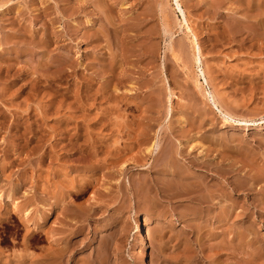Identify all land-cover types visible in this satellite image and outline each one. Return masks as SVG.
Returning <instances> with one entry per match:
<instances>
[{
    "label": "rangeland",
    "instance_id": "rangeland-1",
    "mask_svg": "<svg viewBox=\"0 0 264 264\" xmlns=\"http://www.w3.org/2000/svg\"><path fill=\"white\" fill-rule=\"evenodd\" d=\"M248 1L181 0L197 67L171 0H0V264H264V27ZM199 68L247 125L208 105ZM144 129L199 167L134 197L147 173L119 163L147 142L92 167Z\"/></svg>",
    "mask_w": 264,
    "mask_h": 264
},
{
    "label": "bare ground",
    "instance_id": "bare-ground-1",
    "mask_svg": "<svg viewBox=\"0 0 264 264\" xmlns=\"http://www.w3.org/2000/svg\"><path fill=\"white\" fill-rule=\"evenodd\" d=\"M173 3V6H174V10L175 12L179 13L180 15H177L178 17L181 16V18L179 19L178 21V24L180 27H185L187 29L188 32H190L192 34V41L195 42V39H196V36L195 34L193 33L190 25H189V22H188V19H187V15H186V12L183 8V5L181 4V0H171ZM248 5L249 7L252 8V10L255 12V15H258V13H260L261 16H259L260 18H258V22L257 23H253V28L256 29L257 25H261L262 27H264V0H258L256 2H254L253 0H249L248 1ZM166 6V5H165ZM177 17V19H178ZM164 19V18H163ZM169 23V22H168ZM168 28V27H167ZM165 31H167L166 29V26H165ZM193 42V43H194ZM196 47V49L193 51L194 53V62L197 67L200 65L201 63V52H200V47L198 46V44L195 42L194 44ZM181 49L184 48V45L183 43L181 42ZM198 76L199 78H194L195 80V85L202 89L203 90V96L205 97V99H207L206 101L209 102L208 105L210 104L212 106L213 109L217 110V112H219L221 114V116H223V120L225 121L224 123H230V122H236L237 125L239 126H243V125H247V120L246 119H238L236 118L231 112L225 110L222 105L220 104L217 96L215 93H212L211 91L208 90V88L206 87L207 86V79L205 77V74L203 72V70L201 68H199L198 70ZM203 79V82H201L200 80L198 79ZM158 96V95H157ZM171 96L172 94L169 93L168 94V102H171ZM209 106V107H211ZM212 109V110H213ZM170 111V114H171V106L168 108V113ZM168 116V115H167ZM118 126V125H117ZM119 129V128H118ZM120 132V131H119ZM121 133V132H120ZM111 134V133H110ZM116 134V133H115ZM113 135V134H112ZM111 136V135H110ZM124 136H126V138H124ZM113 137H116V138H124V140L126 141H129L128 143H125L123 144V147L122 149L118 148V147H106L104 149V145H102L101 142H98L96 144H92V146H90L89 148V151L93 152L94 153V156L96 154V152L100 151V153L103 151V149L105 151H103L102 153L106 152L107 153V156H110L111 158H106L103 162H100V161H95V158H93L94 156H91V161H95L92 165L94 169H101L102 168H112L114 169V164H117L120 160L119 158L121 156H123V153L121 154L123 148L125 149L124 151H130L129 149L132 148V145L135 144V143H140V142H147V144L144 146V148L141 150V154H140V157L139 158H134L136 156H134L133 158L131 157V159L129 160H124L122 162L119 163V167L120 169L124 170L126 168V166L130 165V166H137V167H140L141 170H144L146 171L147 175H144L140 178H132L131 180L129 179L128 181V185L129 187L132 189L134 188L135 191H133V196L135 197V193L138 189V186L140 185H144V183L146 184L148 181L152 182H158L160 180H163L164 178L166 179H171L173 178V180L175 181V179H179L180 180H183V179H186L187 180V177H189V175L191 174L193 168H196V167H199V165L197 163H193V162H190V165H186L185 163L182 164V160L183 158L185 159H188V163H189V156H190V153L189 151H186V150H183L182 148H174L173 147H168L167 146V142H163V140L159 137V134L157 133H152L151 131L149 130H142V131H138V132H135L134 134H122V135H113ZM105 138V137H104ZM107 138V137H106ZM108 139V138H107ZM134 139L135 143L133 142V144L131 143ZM112 140V139H111ZM130 140H132L130 142ZM99 141V140H98ZM125 141V142H126ZM140 141V142H139ZM95 142V141H94ZM111 142V141H110ZM105 143V142H104ZM107 143V142H106ZM116 144V142H115ZM118 144V143H117ZM136 144V145H137ZM142 144V143H141ZM170 144V143H169ZM109 145V143H108ZM140 145V144H139ZM135 146V145H134ZM140 149V148H139ZM126 151V152H127ZM132 151V149H131ZM98 153V154H100ZM101 153V154H102ZM140 153V152H139ZM91 154V153H89ZM100 154V155H101ZM127 154V153H126ZM90 156V155H88ZM97 156V155H96ZM106 156V155H105ZM127 157V156H126ZM60 158V157H59ZM121 159V158H120ZM101 160V159H100ZM103 160V159H102ZM132 161V162H131ZM158 161H161V164L157 166V162ZM185 161V160H184ZM91 163V162H90ZM187 163V164H188ZM201 163V162H200ZM118 165V164H117ZM116 165V166H117ZM203 166V164H202ZM205 166V165H204ZM118 167V168H119ZM209 167V166H208ZM201 168V167H200ZM118 171V170H116ZM99 172V171H98ZM4 173V172H3ZM122 173V172H121ZM69 174V173H68ZM43 175V174H41ZM195 176V174H193ZM192 175V176H193ZM201 176V175H200ZM86 178V177H85ZM190 178V177H189ZM44 179V177H43ZM46 179V178H45ZM41 180V179H40ZM81 180V179H80ZM185 180V181H186ZM67 181V180H66ZM88 180H86L87 182ZM51 182V181H50ZM86 182L82 183V184H78V185H72L71 187H81L82 189L84 187H86ZM89 182V181H88ZM178 182V181H176ZM48 183V182H47ZM92 183V182H91ZM180 183V182H178ZM153 184V183H152ZM149 185V186H152ZM40 185V184H39ZM156 185V184H155ZM180 185V184H179ZM44 186V185H43ZM49 186V185H48ZM62 186V185H61ZM91 186V184H90ZM147 186V185H146ZM158 186V185H156ZM137 187V189H136ZM177 187V186H176ZM80 188V189H81ZM128 188V187H127ZM147 188V187H146ZM150 187H148L147 189H149ZM87 189V187H86ZM142 189V188H141ZM145 189V188H144ZM152 189V188H151ZM150 189V190H151ZM156 189V188H155ZM200 189V188H199ZM76 190V189H75ZM85 190V189H84ZM197 190V189H196ZM42 191V190H41ZM145 191V190H144ZM160 190H157L156 192H158ZM199 191V190H198ZM77 192H80V190L78 189ZM146 192V191H145ZM148 192V191H147ZM150 192H153V191H150ZM155 192V191H154ZM185 192V191H184ZM188 193L192 192L193 191H187ZM56 193V192H55ZM73 193V192H72ZM44 195H49V189L47 188V186H44L43 187V193ZM104 194V193H103ZM143 194H147V193H143ZM160 194H161V191H160ZM166 194V193H165ZM186 194V193H185ZM194 194H195V190H194ZM197 194V192H196ZM1 195V194H0ZM102 195V194H101ZM150 195V194H149ZM179 195H182V194H179ZM184 195V194H183ZM198 195H202V194H198ZM53 196V195H52ZM148 196V195H147ZM177 196V195H176ZM195 196V195H194ZM197 196V195H196ZM2 197V196H0ZM55 196H53L54 198ZM143 197V196H142ZM52 198V201L54 202ZM96 198V197H95ZM100 198V197H99ZM191 198V197H190ZM195 198V197H194ZM199 198V197H198ZM48 199V198H47ZM50 199V198H49ZM48 199V200H49ZM67 199V198H66ZM9 200V198L7 199ZM46 200V201H48ZM56 200H58V198H56ZM61 201V199H59ZM203 201V200H201ZM10 202V201H7V203ZM51 202V201H50ZM58 203H60L59 201H57ZM62 202V201H61ZM67 202V200H66ZM69 202V201H68ZM199 202V201H198ZM204 202V201H203ZM3 203V202H2ZM16 203V202H14ZM45 203V202H44ZM55 203V202H54ZM54 203L50 204L48 202L45 203V205H43V208L42 210H44L43 212V215L41 214V222H39L41 228L43 231H45L47 234L50 233V227H49V224L51 222V218L53 216L54 211H53V205ZM6 203H4V206H5ZM63 204V203H62ZM7 205V204H6ZM12 205V203H11ZM60 205V204H59ZM66 205V204H65ZM203 205V204H202ZM3 206V204L1 205ZM64 206V205H63ZM56 208V207H55ZM96 208V207H95ZM1 209V208H0ZM3 209V208H2ZM65 209V207H64ZM69 209V208H68ZM56 210V209H55ZM6 213H3L1 214L2 216H4ZM26 215V214H25ZM5 218V217H4ZM2 219V218H1ZM53 221V220H52ZM26 222V221H25ZM63 223V222H62ZM52 224V223H51ZM39 226V225H38ZM39 226V227H40ZM30 229V228H29ZM36 229V228H35ZM38 229V227H37ZM53 229H55L53 227ZM41 230V229H40ZM52 231V230H51ZM140 233V232H139ZM53 235V234H52ZM144 241V240H143ZM46 255H49V254H46ZM143 259V258H142ZM141 259V260H142ZM143 261V260H142ZM142 263V262H141ZM50 264V262H49Z\"/></svg>",
    "mask_w": 264,
    "mask_h": 264
}]
</instances>
